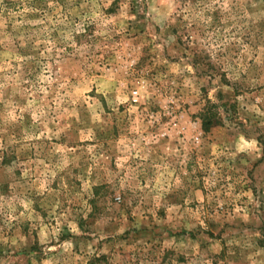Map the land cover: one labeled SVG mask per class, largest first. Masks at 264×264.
<instances>
[{
	"label": "rangeland",
	"instance_id": "1",
	"mask_svg": "<svg viewBox=\"0 0 264 264\" xmlns=\"http://www.w3.org/2000/svg\"><path fill=\"white\" fill-rule=\"evenodd\" d=\"M0 264H264V0H0Z\"/></svg>",
	"mask_w": 264,
	"mask_h": 264
},
{
	"label": "trees",
	"instance_id": "2",
	"mask_svg": "<svg viewBox=\"0 0 264 264\" xmlns=\"http://www.w3.org/2000/svg\"><path fill=\"white\" fill-rule=\"evenodd\" d=\"M211 122H209V121H207L206 123H205V125H208V124H210Z\"/></svg>",
	"mask_w": 264,
	"mask_h": 264
}]
</instances>
